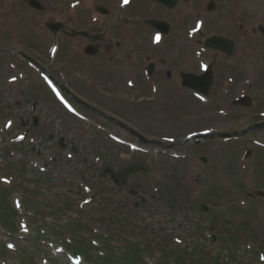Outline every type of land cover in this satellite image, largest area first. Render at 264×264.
Returning a JSON list of instances; mask_svg holds the SVG:
<instances>
[{"label":"rangeland","instance_id":"obj_1","mask_svg":"<svg viewBox=\"0 0 264 264\" xmlns=\"http://www.w3.org/2000/svg\"><path fill=\"white\" fill-rule=\"evenodd\" d=\"M23 1L0 0V44L11 48L23 44L34 46V50H41L43 58L48 57L56 45L57 59L50 57L48 61L49 66L59 69L66 54L61 36L45 34L47 29L43 23L60 16L57 0H40L45 8L41 12L32 10ZM222 2V17L209 15L206 20L209 37L205 41L212 38L238 41L239 29L244 28L251 51L264 55V36L252 33L256 27H264V0ZM91 3L92 0L86 1L87 5ZM84 9L88 10L87 7ZM240 10L248 16L240 21L231 19V12ZM254 11L260 13H255V19ZM175 41L178 48L181 47V40ZM17 60L0 53V196L4 195V205L15 211L11 215L0 207V217L4 211V218H0V264H100L95 256L106 253L109 244L104 243L108 239L119 245L116 253L125 252L129 245L139 249L136 254L131 252L130 257L142 259L146 264L151 258L159 264L160 255L168 254L166 250L175 258H183L185 264H194L192 253L197 246H201V256L194 258L201 264H214L213 255L218 252L224 260L226 256H232L236 264H264V255L259 256V252L264 250V196L258 193L264 191V147L253 145L255 140L264 142V129L246 136L244 140L223 143L222 139L210 138L204 142L207 149L203 150V147L200 151L201 144L192 145V148L191 142L183 140L193 129L215 127L231 131L261 118L253 113L255 109L264 111V64L259 63L261 66H257L260 69L257 72H240L243 78L255 81L252 88L240 79L225 84L223 94L226 101L222 103L218 94L210 97L205 106L193 101L189 106L188 100L181 98L188 108H180L182 114L175 121H168L160 114L159 120L152 119L149 114L155 111L140 120L131 116L134 118H131L132 123L145 127L144 135L175 138L173 146L167 149L142 144L128 136H120L123 140L116 142L109 135L99 134L98 124L93 125V129L84 127L86 122L81 123L79 119L72 118L73 127L66 126L67 131L63 128L64 110L53 93L41 84L44 79L40 80L36 71L25 64L19 63L17 69ZM20 70L25 72L23 78L18 76ZM14 76L17 81H12ZM246 94H251L253 100L250 107L232 105L233 99ZM135 97L131 92H125L123 87L120 89L119 101L129 102ZM36 98L39 103L33 111ZM191 106L201 109L205 121L201 117L187 124L185 119L194 113ZM146 107L144 104V112ZM128 109L134 111L133 107ZM219 109L229 115L220 116ZM112 110L129 121L130 116L124 115L125 110ZM34 114L40 117L37 132L32 125ZM182 116L186 118L182 119ZM76 122L79 123L77 126ZM105 125L111 129L114 127L110 123ZM40 131H44L43 135L39 134ZM70 131L77 132L78 136L69 134ZM49 133H52V139L48 137ZM59 136L75 141L80 147L81 142L78 141L85 140L80 155L71 158L70 151L62 150L56 141ZM125 140L131 141V145L124 144ZM134 142L145 146L149 153L143 155L134 151ZM224 144L225 149L219 150ZM246 147L253 150L247 162L243 161ZM189 148L195 151L193 155L204 154L208 158L207 163L199 167L195 164L197 157H191V161L176 160L163 152H184ZM85 157L87 164L84 163ZM97 158L100 162L94 166ZM136 161L143 162L146 170L130 176L126 189L116 195L110 178L103 175L104 166L120 168ZM244 163L246 167L242 166ZM196 176H199V181L195 184ZM92 187L94 194L90 193V199L86 200ZM129 188L143 190L147 198L134 211L131 205L137 198L127 193ZM202 204L209 209L202 211ZM21 219L24 220L22 227L18 226ZM64 222L71 225L72 233L66 231ZM16 226L18 232L13 233L12 228ZM211 236H215L214 241ZM77 242L89 248L88 253L84 250L81 253L85 257L89 254L88 259L73 255L77 252ZM205 250H210L211 255H207ZM119 257L111 263L101 264H119L122 260Z\"/></svg>","mask_w":264,"mask_h":264},{"label":"flooded vegetation","instance_id":"obj_2","mask_svg":"<svg viewBox=\"0 0 264 264\" xmlns=\"http://www.w3.org/2000/svg\"><path fill=\"white\" fill-rule=\"evenodd\" d=\"M62 1L60 16L49 18L44 23H56V32L46 28V34L61 36L66 53L63 63L59 69L51 68L39 55L30 56L44 68L35 65L33 69L54 77L55 82L60 85L65 101L74 106L85 119L81 120L63 109V128L67 131L68 125L73 127V118L76 121L79 119L81 123L86 122L84 127L88 128L99 124L101 129L97 131L101 135L120 132L139 140L135 131L143 133L145 127L132 123V119L140 120L142 116L155 111L148 116L158 120L162 116L169 119L168 121H175L182 114L180 108H188L181 98L187 99L189 106L192 101L205 106L210 97L218 94L222 103L223 100L226 101L222 90L230 78H239L252 87L255 81L243 78L240 72L254 73L260 70L259 63L264 64V55L251 51L249 40L244 36L235 41V51L232 53L206 48L205 39L209 37V26L204 25L200 29L196 27V23L197 20H204L206 23L209 15L222 17V0H174V3L170 0L166 4L155 0H128L127 3V0H94L92 5L85 4L84 0L75 5L71 4V0H65L66 3ZM84 7L88 10L85 11ZM89 8L95 9V12L92 10L90 13ZM231 13V19L242 20L248 16L242 11ZM254 31L256 32L255 29ZM178 39L181 40L179 48L175 41ZM198 47L201 49H197ZM203 48H206V51L198 52ZM93 51L94 53L88 54ZM24 75L21 71L20 77ZM39 76L38 74L37 77ZM206 83L209 84L210 90L206 98L189 86L192 84L204 88ZM41 84L46 87L43 82ZM122 87L125 92L136 96L133 101L126 102L124 99L128 100L127 97L119 101ZM180 101L183 103L180 104ZM252 102L251 99L250 105L247 106L250 107ZM144 104L147 106L146 112ZM177 105L180 106L176 107ZM129 107H133L134 111H130ZM112 108L125 110L124 115L130 116L129 121ZM190 109L194 111L190 115L192 119L199 120L202 117L205 121L206 118L199 107L191 106ZM220 110L222 109L218 111ZM253 114L260 115L259 111H254ZM110 116L123 120L129 127L117 123ZM261 120L264 121V117ZM101 121L103 123H100ZM105 123L114 127L111 129ZM75 124L77 126L79 123ZM82 127L81 133L84 135ZM69 134L78 136L75 131H70ZM206 141L195 142L194 145ZM78 142H81L83 148L85 141ZM67 145L72 148L75 141ZM203 147V150L207 149L206 144ZM200 153L198 158L201 161L204 158L207 160V157Z\"/></svg>","mask_w":264,"mask_h":264},{"label":"trees","instance_id":"obj_3","mask_svg":"<svg viewBox=\"0 0 264 264\" xmlns=\"http://www.w3.org/2000/svg\"><path fill=\"white\" fill-rule=\"evenodd\" d=\"M4 203H5V198H4V195H3V196H0V207H3V210H5V211L9 212V214L11 213V215H13V213L15 211H10L9 205H7V204L4 205ZM1 204H2V206H1ZM3 215H4V211H3ZM3 215L1 214V217L2 218H4ZM15 217H16V215H15ZM15 225H17V224H15ZM70 226H71L70 224H67L65 228H66V231L67 232L72 233L73 231L70 230V228H69ZM84 229H86V226H85ZM12 230L14 232H17V230H18L17 226L16 227H13ZM74 230L77 232V229H74ZM102 241H104V238L102 239ZM80 243H78V246L75 247V249L77 251L76 253L81 254L83 250L88 253L89 252V248H85L86 246L85 245H82V243L81 244ZM107 244H109V245L107 246L106 253L103 252L101 255L95 256V259L98 260L97 263H100V264L101 263H108V262L111 263L114 258L120 256L119 258H121L122 260H121L120 263L118 262L119 264H124V263H127V262H130L132 264H139V263L140 264H146L142 259L135 258V256H131L130 257V253L131 252H135V254H136L137 253L136 251L139 250V249L135 248L134 246H130L129 245V247L127 248V250L125 252H123V253H116V250L119 248V245H114L113 243H111V240L110 239H108V240L105 241L104 245H107ZM200 247L201 246H197V247H195V249H193L194 252L192 253V258L195 261L194 264H201V262L199 263V261L198 260H195V258H194L195 256H201L200 253H199L200 252V250H199ZM166 251L168 252V254H163V256L160 255L159 262H158L159 264H185L186 263V261L183 258H175L174 257L175 255H172L171 252H169L168 250H166ZM182 251L184 253H187L188 252L187 250H182ZM213 251H214V249H213ZM205 253L207 255H211L210 254V250L206 251ZM87 257H90L89 254H87ZM87 257H85V258H87ZM92 258H93V256H92ZM222 258L223 257L221 256L220 252L216 253L215 255H213V259H214L213 260V263L214 264H236V261L233 260V257L232 256H226L225 257L226 260H224ZM154 260H155V264H156V259H154ZM191 263H193L192 260H191Z\"/></svg>","mask_w":264,"mask_h":264},{"label":"water","instance_id":"obj_4","mask_svg":"<svg viewBox=\"0 0 264 264\" xmlns=\"http://www.w3.org/2000/svg\"><path fill=\"white\" fill-rule=\"evenodd\" d=\"M227 135V134H224ZM231 135V134H229ZM63 139H60V143L62 144ZM143 169V166L141 164H136V165H130L122 170L115 171L113 168L106 167L104 170V174H110L112 179L118 184V185H123L125 184L127 177L131 174L134 173L138 170ZM134 193V192H133Z\"/></svg>","mask_w":264,"mask_h":264}]
</instances>
